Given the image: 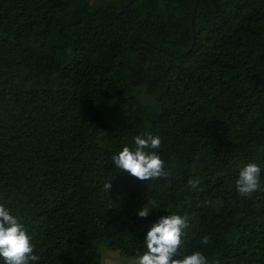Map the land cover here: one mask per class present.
I'll use <instances>...</instances> for the list:
<instances>
[{
    "label": "trees",
    "instance_id": "obj_1",
    "mask_svg": "<svg viewBox=\"0 0 264 264\" xmlns=\"http://www.w3.org/2000/svg\"><path fill=\"white\" fill-rule=\"evenodd\" d=\"M194 2L0 0V205L35 264L138 258L170 214L177 258L264 264V0H198L191 25ZM146 133L168 175L141 182L112 156ZM249 163L261 190L242 197Z\"/></svg>",
    "mask_w": 264,
    "mask_h": 264
},
{
    "label": "clouds",
    "instance_id": "obj_2",
    "mask_svg": "<svg viewBox=\"0 0 264 264\" xmlns=\"http://www.w3.org/2000/svg\"><path fill=\"white\" fill-rule=\"evenodd\" d=\"M133 140L134 148L125 146L117 155L112 156L115 167L141 182L166 177L168 172L165 171L164 161L156 151L161 147V137L146 133L135 136ZM260 174L261 168L256 163L244 166L236 180L238 194L251 197L253 193L261 190ZM189 186L197 189L198 181H189ZM103 187L109 193L111 182L105 183ZM148 203L155 207V201ZM150 212V208L144 205L137 215L146 218ZM187 227L186 217L176 214L162 216L149 227L144 237L146 251L138 257L135 264H208L206 256L200 251L177 258L184 245ZM209 242L208 236L201 240L205 245ZM34 252L32 237L21 220L0 205V261L3 264H35L40 257Z\"/></svg>",
    "mask_w": 264,
    "mask_h": 264
},
{
    "label": "rangeland",
    "instance_id": "obj_3",
    "mask_svg": "<svg viewBox=\"0 0 264 264\" xmlns=\"http://www.w3.org/2000/svg\"><path fill=\"white\" fill-rule=\"evenodd\" d=\"M95 3H101L102 0H92ZM104 264H135L138 258L125 257L119 254L118 251L109 250L101 247Z\"/></svg>",
    "mask_w": 264,
    "mask_h": 264
},
{
    "label": "water",
    "instance_id": "obj_4",
    "mask_svg": "<svg viewBox=\"0 0 264 264\" xmlns=\"http://www.w3.org/2000/svg\"><path fill=\"white\" fill-rule=\"evenodd\" d=\"M198 3V0H195L194 2V6H193V9H192V12H191V25H192V20H193V16H194V11L196 9V5Z\"/></svg>",
    "mask_w": 264,
    "mask_h": 264
}]
</instances>
